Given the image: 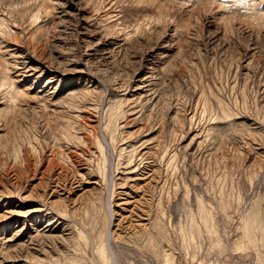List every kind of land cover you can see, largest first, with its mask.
I'll list each match as a JSON object with an SVG mask.
<instances>
[{
  "label": "rangeland",
  "instance_id": "rangeland-1",
  "mask_svg": "<svg viewBox=\"0 0 264 264\" xmlns=\"http://www.w3.org/2000/svg\"><path fill=\"white\" fill-rule=\"evenodd\" d=\"M0 264H264V0H0Z\"/></svg>",
  "mask_w": 264,
  "mask_h": 264
},
{
  "label": "clouds",
  "instance_id": "clouds-1",
  "mask_svg": "<svg viewBox=\"0 0 264 264\" xmlns=\"http://www.w3.org/2000/svg\"><path fill=\"white\" fill-rule=\"evenodd\" d=\"M248 0H225V7H231L234 3L237 7H244Z\"/></svg>",
  "mask_w": 264,
  "mask_h": 264
}]
</instances>
